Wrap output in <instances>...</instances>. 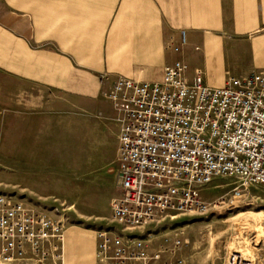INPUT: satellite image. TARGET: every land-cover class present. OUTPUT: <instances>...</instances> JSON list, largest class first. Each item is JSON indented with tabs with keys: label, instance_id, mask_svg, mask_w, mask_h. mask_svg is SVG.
Listing matches in <instances>:
<instances>
[{
	"label": "crops",
	"instance_id": "obj_1",
	"mask_svg": "<svg viewBox=\"0 0 264 264\" xmlns=\"http://www.w3.org/2000/svg\"><path fill=\"white\" fill-rule=\"evenodd\" d=\"M181 31L187 43L175 52L167 45ZM201 45L207 58L249 51L259 64L251 73L264 70V0H0V171H42L32 157L53 154L54 119L78 109L118 120L117 160L121 117L103 93L119 79L160 82L167 65L188 62ZM17 187L0 180V194L26 201L14 195ZM65 231L89 258L73 263L60 249L54 260L100 263L94 230Z\"/></svg>",
	"mask_w": 264,
	"mask_h": 264
},
{
	"label": "built area",
	"instance_id": "obj_2",
	"mask_svg": "<svg viewBox=\"0 0 264 264\" xmlns=\"http://www.w3.org/2000/svg\"><path fill=\"white\" fill-rule=\"evenodd\" d=\"M186 43L181 31L167 47L179 52ZM186 69L176 60L160 82L119 79L103 93L120 113L121 129L119 195L109 209L114 224L95 232L100 262L146 264L149 256L132 231L170 213L206 214L198 187L214 178L264 188V70L210 88L199 70L187 80ZM243 193L235 188L228 207L236 208ZM64 232L43 210L0 194V264H42L49 253L58 258Z\"/></svg>",
	"mask_w": 264,
	"mask_h": 264
},
{
	"label": "rangeland",
	"instance_id": "obj_3",
	"mask_svg": "<svg viewBox=\"0 0 264 264\" xmlns=\"http://www.w3.org/2000/svg\"><path fill=\"white\" fill-rule=\"evenodd\" d=\"M201 48L185 63V73L192 79L193 68H200L204 85L209 81L218 86L223 78H240L259 65L255 64L253 54L243 49L207 58L202 45ZM207 63L215 70L207 71ZM114 111L115 118L120 117ZM103 113L78 109L67 118L54 119L53 154L32 157V167L36 162H43V170L0 171V180L20 183L15 196L43 210L65 227L77 225L96 232L112 226L110 203L119 195L114 144L118 120ZM235 188L244 192V198L231 209L228 204ZM198 189L208 208L206 214L170 213L132 231L149 256L146 264H239L242 261L264 264V188L256 185L243 188L239 180L222 177ZM243 226L247 228L242 229ZM65 232L60 247L63 255L67 254L73 263L88 259L89 255L77 242L70 236L65 239ZM256 235L260 236L259 242L255 240ZM176 242L180 243L179 249L175 247ZM243 242L249 244L251 252L241 251L239 245ZM45 247L51 252L48 245ZM154 255L159 256L158 260L151 259ZM55 263L60 264V260H54L50 253L43 261V264ZM125 264L142 263L132 260Z\"/></svg>",
	"mask_w": 264,
	"mask_h": 264
},
{
	"label": "bare ground",
	"instance_id": "obj_4",
	"mask_svg": "<svg viewBox=\"0 0 264 264\" xmlns=\"http://www.w3.org/2000/svg\"><path fill=\"white\" fill-rule=\"evenodd\" d=\"M241 228V227H240ZM247 228L246 226H243L242 229ZM250 228V227H249ZM252 228V227H251ZM241 230V229H240ZM258 234V232H257ZM260 235V234H259ZM259 237L258 235L255 236V240L256 242H259ZM244 240V239H243ZM63 241V240H62ZM240 249L242 252H251V250L249 249V244L247 242H243L242 245H239ZM253 248V247H252ZM158 260V259H157ZM240 262V259L238 257V263ZM239 264H251V262H240Z\"/></svg>",
	"mask_w": 264,
	"mask_h": 264
}]
</instances>
